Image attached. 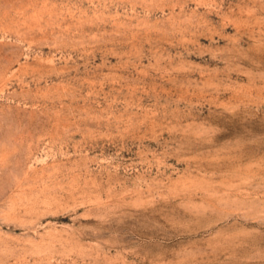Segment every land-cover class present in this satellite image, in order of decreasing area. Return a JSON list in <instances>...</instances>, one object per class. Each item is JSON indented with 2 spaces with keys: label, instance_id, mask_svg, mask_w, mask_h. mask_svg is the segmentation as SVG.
I'll use <instances>...</instances> for the list:
<instances>
[{
  "label": "rangeland",
  "instance_id": "rangeland-1",
  "mask_svg": "<svg viewBox=\"0 0 264 264\" xmlns=\"http://www.w3.org/2000/svg\"><path fill=\"white\" fill-rule=\"evenodd\" d=\"M0 264H264V0H0Z\"/></svg>",
  "mask_w": 264,
  "mask_h": 264
}]
</instances>
